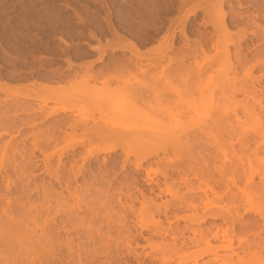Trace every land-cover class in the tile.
<instances>
[{
    "label": "rangeland",
    "instance_id": "rangeland-1",
    "mask_svg": "<svg viewBox=\"0 0 264 264\" xmlns=\"http://www.w3.org/2000/svg\"><path fill=\"white\" fill-rule=\"evenodd\" d=\"M262 74L264 0H0V264H159L152 259L160 257L168 264H264L239 249L232 257L224 249L199 255L207 240L188 241L199 229L227 228L207 217L221 208L249 220L264 214L256 188L264 153L253 154L250 143L249 156L237 157L241 135L264 134V114L246 113L259 111V97L264 104ZM243 86H254L256 97ZM110 125L137 135L124 142L96 136ZM201 131L209 135L198 151H217L216 162L181 149L187 133ZM178 135L181 143L173 141ZM215 167L226 169L220 186L210 177ZM186 195L211 201L193 211L179 206ZM16 227L26 238L35 233L32 248ZM125 227L143 234L131 250ZM181 230L184 237L174 239ZM98 231L109 248L98 245L92 258L86 237Z\"/></svg>",
    "mask_w": 264,
    "mask_h": 264
},
{
    "label": "bare ground",
    "instance_id": "bare-ground-1",
    "mask_svg": "<svg viewBox=\"0 0 264 264\" xmlns=\"http://www.w3.org/2000/svg\"><path fill=\"white\" fill-rule=\"evenodd\" d=\"M132 46H134V45H132ZM118 47H119V50L120 49L122 50L124 48L123 46H120V45ZM121 47H123V48H121ZM114 50H116V49H114ZM225 52H226L227 55H229L228 51H225ZM236 57H237V59L239 61H243L245 59L243 54H242V52L240 51V49L236 51ZM262 77H264V74L261 75V78ZM242 90L247 95H250L253 98L256 97V91L257 90H256V88L254 86H243ZM261 93H262V95H264V90H261ZM257 106L259 108V111H256L255 107H252V108L249 107V108L246 109V113L249 114V115H252V116L258 115V113L259 114H264V104L262 102V97H259L257 99ZM214 124L217 127L221 126V120H220L219 116H216V118L214 120ZM130 130L131 129H129L127 127H121V126H117V125H110V126H106L103 129L99 130L98 133L96 134V136L98 138H109L110 140L112 139V140H118V141H121V142L123 141L124 142L128 138L136 137L137 134L130 135L129 133H127ZM208 135H209V133L208 132L205 133L204 131H201L200 133H196V132L187 133L186 136H185V143H186L185 145L186 146H184V144L183 145L180 144V146L183 147V148L181 147V149L186 151V149H184V147H187V151L185 153H187V155L189 157L193 158V159H196V156L199 157V158H202V159L207 156V157L211 158V160L213 162L214 161L216 162L219 159V157H220V155H219V153L217 151L216 152H208V153H206L205 151H198V147L202 148L205 145V136H208ZM227 136H228V138H230V140H232L234 138L235 134L232 133L231 131L227 130ZM141 137L146 139V140H148V135L144 134ZM142 138L139 139V141L141 143H143L142 142V140H143ZM260 138L261 139L258 140V138L255 137V136H252V137L248 138L245 135H241V137H239L237 139L238 142L240 143V148L242 149L240 154H237V157L239 158V161H241L243 158L249 156L247 151L250 149V143H254L255 144V148L253 150V154L257 155L260 152L264 153V134ZM180 139H181L180 135H178V136L174 137L173 141L180 142ZM147 142H149V141H147ZM144 143H146V142H144ZM180 146H178V147H180ZM114 147L115 146L112 147L113 148L112 150H115ZM109 150H111V148L108 149V151ZM106 151L107 150H105V152ZM12 163H14V162H12ZM15 164H16V162H15ZM19 164H18V166L16 165V166H13L12 168H15L17 170L18 168H16V167H19ZM34 164H36V163L34 162ZM241 167H242L241 163L235 164V165H233L231 167V172L233 174H235V175H240ZM12 170H14V169H12ZM18 170H20V169H18ZM215 170H216L215 172H217V173L216 174H212L210 177H211L212 182H214V184L216 186L217 185L220 186L221 183L223 182V175L226 172V169L218 170V167H215ZM25 171H26V169H24V166H23V169H21L20 173H22L21 175H23V177H25L26 175H27L26 177H28L30 175L28 173L29 171L27 173ZM30 172H32V175H33L34 170H32ZM21 175H20V178L22 177ZM8 177H10V176H8ZM246 178H247V180L251 179V178H249L247 176H246ZM186 182H187L186 179L183 180V183H186ZM252 182L253 181L250 180V184ZM7 183H8V181H7ZM27 184L25 186L26 188H24V186H22L23 187L22 195H25V196L28 197L29 195L27 193H28V190H29L28 188L30 186L28 187ZM6 187H10L11 188L10 183L8 184V186L6 184ZM256 188L258 189L259 195L262 198H264V180L261 181L256 186ZM211 189L213 190L214 187H211ZM197 198H198V202H196V197L195 196H191L190 198H188V195H186L182 199L179 200L180 201L179 206H181L182 208H189V209H191L193 211H198V210H201V209L205 210L207 208L206 205L209 203V201H211V199L207 195L205 196V198H207L206 200L202 196H198ZM237 201H238V195L237 194H231L230 203L233 205V207L235 209L237 208ZM22 213H23V215H22ZM20 215L23 216V219L30 218V215L27 212H23V211L21 212L20 211L19 212V216ZM13 217H15V216H13ZM207 217L210 218V219H214V220L221 218L228 227L227 228H223L221 225H217L216 226V230H212L211 227H209L207 230L199 229L198 231H196L194 233V237H192V238L188 237V241H190L192 243H194L197 240L198 235L200 236V238H205L207 240L206 241V247H203L200 250L199 255L210 254V253L217 254L218 250L224 249V250L228 251L230 253V256L232 257V256H238L239 255V252L237 251L239 249L244 255H252V257H257V258L264 259V214L260 215V220H256V219L249 220V219L245 218V215L243 213L241 214V213H238L237 211L221 208L220 211L208 213ZM6 220H7V218H6ZM10 221H11V219L9 220V222L8 221L7 222L10 225H12ZM13 221H15V220H13ZM3 222H4V219H3ZM236 224L239 225V232H238L239 234L236 233L235 228H234ZM16 228H17V230H16ZM16 228L14 229L16 231V235H18V234L21 235L22 234L20 237H22V238L25 237V234L23 235L24 232L19 230L18 227H16ZM190 230H192V229H190ZM230 231L232 232L231 237H228V239H225L223 233L225 234V233L230 232ZM19 232H21V233H19ZM167 232H169V228L168 229L159 230L158 234L166 235V234H168ZM207 232L210 234L209 235L210 237L207 235ZM250 232H253L252 235L254 237L251 241L247 237V234L250 233ZM124 233L127 234L128 241H129L128 250H131L130 246H131L132 242H136L139 237H143L142 233L136 235L128 227L124 228ZM31 234H33L31 236L32 238L30 236L29 237L32 240H34L33 236H35V233L33 231H32V233L30 232L26 236L31 235ZM45 234H47V233L45 231H42L41 236H45ZM163 235H161V236H163ZM236 235H237L238 245H237V247H234L233 246V242H234V236H236ZM176 236H175L174 239L181 238V237L183 238L184 237L183 236V231L182 230L179 231V235H176ZM29 237H27V238L25 237V239L29 240L30 239ZM3 238H4V236H3ZM36 238L37 237H35V240H36ZM38 238L40 239L42 237L39 236ZM86 238H87V242H88V248H87V250L85 252H86V254H89L92 258L96 257L100 253V251H99L100 248H99L98 245H101V247H103V249L109 248V240L106 238L105 234L102 233L101 231H98L97 234H95V236H94V234L87 233V237ZM4 239L7 241L6 237ZM25 239H24V241L26 243L23 242V246L25 244V246H24L25 248H27V249L32 248V244L30 243L32 241H30V240L26 241ZM188 241L186 240V238L183 239L182 242H181V247L188 246ZM213 241L214 242L215 241H220V244L217 245V246H212L211 243ZM33 242H35V241H33ZM120 243L115 241V248L118 251H120V248H121ZM90 244H92L91 248H90ZM137 246H138V243H137ZM67 247H68V249H71V244L67 243ZM130 254H132L133 256L132 255L131 256L133 258H135L136 260L138 258H140L139 255L135 251H129V255ZM242 258H244V257H242ZM195 260H197V259H195ZM152 261L153 262H157L159 264H168V260L165 257L153 258ZM136 262H137L136 264H141V261H139V259ZM242 262H244V261L239 259L237 262H232V264H243Z\"/></svg>",
    "mask_w": 264,
    "mask_h": 264
}]
</instances>
